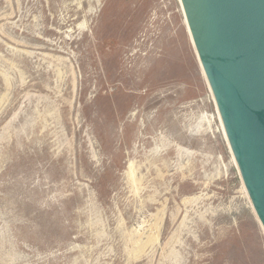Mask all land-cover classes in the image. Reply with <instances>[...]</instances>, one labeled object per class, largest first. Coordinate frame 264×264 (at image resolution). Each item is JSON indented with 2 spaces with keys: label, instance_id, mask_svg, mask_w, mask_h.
Masks as SVG:
<instances>
[{
  "label": "rangeland",
  "instance_id": "obj_1",
  "mask_svg": "<svg viewBox=\"0 0 264 264\" xmlns=\"http://www.w3.org/2000/svg\"><path fill=\"white\" fill-rule=\"evenodd\" d=\"M201 72L180 0H0V264H264Z\"/></svg>",
  "mask_w": 264,
  "mask_h": 264
},
{
  "label": "water",
  "instance_id": "obj_2",
  "mask_svg": "<svg viewBox=\"0 0 264 264\" xmlns=\"http://www.w3.org/2000/svg\"><path fill=\"white\" fill-rule=\"evenodd\" d=\"M197 60L264 232V0H180Z\"/></svg>",
  "mask_w": 264,
  "mask_h": 264
},
{
  "label": "bare ground",
  "instance_id": "obj_3",
  "mask_svg": "<svg viewBox=\"0 0 264 264\" xmlns=\"http://www.w3.org/2000/svg\"><path fill=\"white\" fill-rule=\"evenodd\" d=\"M185 24H186V22H185ZM186 28H187V25H186ZM187 30H188V28H187ZM188 33H189V31H188ZM189 37H190V34H189ZM190 40H191V38H190ZM191 43H192V41H191ZM193 45V44H192ZM200 69H201V67H200ZM202 71V70H201ZM202 73V72H201ZM204 77V76H203ZM206 82V81H205ZM217 110V109H216ZM218 118H219V115H218ZM219 120H220V118H219ZM220 123H221V121H220ZM221 126H222V124H221ZM223 129V128H222ZM224 133V132H223ZM234 160V159H233ZM236 165V164H235ZM132 169V168H131ZM245 189V188H244ZM246 193V192H245ZM247 195V194H246ZM248 197V196H247ZM249 200V199H248ZM256 219H257V217H256ZM259 222V221H258ZM260 224V223H259ZM261 226V225H260ZM262 228V227H261ZM263 230V229H262Z\"/></svg>",
  "mask_w": 264,
  "mask_h": 264
}]
</instances>
